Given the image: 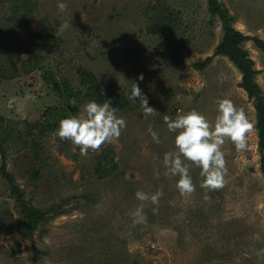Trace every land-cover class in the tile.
<instances>
[{
	"label": "rangeland",
	"instance_id": "obj_1",
	"mask_svg": "<svg viewBox=\"0 0 264 264\" xmlns=\"http://www.w3.org/2000/svg\"><path fill=\"white\" fill-rule=\"evenodd\" d=\"M57 2L0 0V264H264L255 100L240 88L241 73L229 59L214 55L222 21L208 0H65L63 13ZM217 3L249 38L242 48L264 95L257 44H264V0ZM162 21H170L167 34L149 33ZM78 67L92 73L103 94L114 86L116 115L126 121L118 139L86 155L55 135L59 123L40 132L50 108L65 118L95 100L82 99ZM49 74L72 88L66 104L43 81ZM132 83L156 113L146 115L139 98L130 99ZM221 98L243 109L251 124L246 149L237 152L226 138L223 186L201 188L192 165L195 191L181 194L178 178L164 174L175 136L164 116L195 109L214 122ZM3 166L24 200L45 215L32 235ZM157 190L158 205L135 198ZM141 204L147 222L134 224L131 213Z\"/></svg>",
	"mask_w": 264,
	"mask_h": 264
},
{
	"label": "clouds",
	"instance_id": "obj_2",
	"mask_svg": "<svg viewBox=\"0 0 264 264\" xmlns=\"http://www.w3.org/2000/svg\"><path fill=\"white\" fill-rule=\"evenodd\" d=\"M58 10L63 13L67 9L65 0H58ZM68 23L62 25L67 28ZM138 79L142 80L141 75ZM139 98V105L146 115L157 111L149 106L148 98L139 88L132 83L130 99L135 103ZM75 104V100H72ZM216 116L214 122H210L206 116L195 109L184 112L178 110L175 119L165 115L164 122L170 132L175 133L174 150L166 152L163 158L165 175L177 177L176 187L181 194H190L195 191V185L190 174V167L195 165L200 169V187L213 190L223 186L225 168L224 152L221 146L225 139L230 140L237 152L246 149V133L251 124L243 111L237 108L227 98L216 100ZM126 127L123 117L116 115V108L110 100L98 103L95 100L84 103L78 114H69L59 121L55 135L63 140L70 141L78 146L82 155L88 151L99 150L107 142L118 139L122 130ZM149 134L156 143H160L158 134L149 128ZM161 192L157 190L151 196L143 191H137L135 198L139 201L151 200L153 205H158ZM155 214L158 209H152ZM134 224L147 222V216L143 211V204L139 205L132 213Z\"/></svg>",
	"mask_w": 264,
	"mask_h": 264
},
{
	"label": "trees",
	"instance_id": "obj_3",
	"mask_svg": "<svg viewBox=\"0 0 264 264\" xmlns=\"http://www.w3.org/2000/svg\"><path fill=\"white\" fill-rule=\"evenodd\" d=\"M208 4L211 14H219L222 21V40L215 48L214 55L223 56L229 59V61L241 73V83L239 84L240 88H242L249 97L254 98L255 100V126L258 137V149L261 155L260 170L264 177V95L261 93L259 86L254 81L256 72L252 67L251 61L248 59V54L242 48V43L249 38L243 36L231 26V18L225 16V12L221 10L217 0H208ZM170 27V21H162V23L155 25V27H149L148 31L153 35H164L169 32ZM257 44H261L259 48H261V51L264 52V44L261 43V41H257ZM198 68H201L200 64L198 65ZM77 73L80 78L82 99L85 97H94L95 101L98 103H103L104 100H110L113 107L116 109L119 108L120 101L118 95H115L116 91L114 86L109 85L108 94H103L102 89L96 82V79L91 72L78 67ZM42 78L45 84L49 85L55 94H57L58 98L61 99V101H64V104L70 100L72 88L69 87L65 80H63L61 84L57 83V81L53 79V75L50 74L47 77L43 76ZM73 99L75 100V98ZM77 100H80V98L77 97ZM57 111L58 108L52 107L48 112H45V125L40 129L42 134L47 133L50 129H52V126L59 123L60 120L58 121V119L63 117V115H60ZM22 142H25V140ZM33 144L36 146V142H33ZM37 173L38 172L36 171L35 175H37ZM2 177L16 196V200L21 208L23 217L25 218V229L29 235H32L37 230L39 224L44 220V213L29 205L24 200L22 192L18 189L17 185H15L13 177L6 171L4 166L2 168Z\"/></svg>",
	"mask_w": 264,
	"mask_h": 264
}]
</instances>
